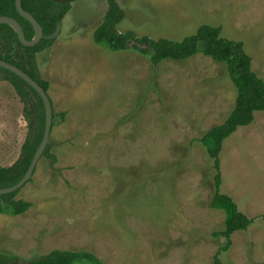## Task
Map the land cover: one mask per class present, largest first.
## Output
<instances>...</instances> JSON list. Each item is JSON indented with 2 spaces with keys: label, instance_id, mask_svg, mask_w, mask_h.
I'll return each instance as SVG.
<instances>
[{
  "label": "rangeland",
  "instance_id": "1",
  "mask_svg": "<svg viewBox=\"0 0 264 264\" xmlns=\"http://www.w3.org/2000/svg\"><path fill=\"white\" fill-rule=\"evenodd\" d=\"M117 2L121 34L179 42L202 25L220 27L222 37L243 43L264 81V0ZM106 12L105 1L74 0L59 38L36 55L53 110L66 111L67 124L58 119L51 130L55 162L42 157L16 197L29 211L0 214V252L31 259L85 250L105 264H213L226 244L213 234L225 230L226 216L211 208L213 162L200 139L230 115L236 89L226 66L201 54L155 66L138 51L98 46L93 35ZM23 111L0 74L1 167L19 158ZM235 135L222 145L221 193L253 223L232 236L220 260L264 264V111Z\"/></svg>",
  "mask_w": 264,
  "mask_h": 264
},
{
  "label": "trees",
  "instance_id": "2",
  "mask_svg": "<svg viewBox=\"0 0 264 264\" xmlns=\"http://www.w3.org/2000/svg\"><path fill=\"white\" fill-rule=\"evenodd\" d=\"M16 0H0V17L15 20L21 26L26 40L32 41L34 30L30 23L22 18L15 7ZM74 0H70L72 3ZM107 3V12L102 23L95 30L93 41L100 47L111 51L135 50L149 58L158 66L165 61L183 62L196 55H203L226 66L229 78L236 89L235 106L226 121L209 130L200 142L206 148L213 162L214 194L211 208L223 211L226 216L225 230L213 236H222L226 240L213 258V264H222L220 255L229 250L232 236L240 231H247L253 220L238 210L237 205L229 196L221 193L222 175L220 154L223 142L240 127H247L254 122V115L264 111V81L252 70V59L246 54L244 45L222 37L220 27L201 26L194 35L176 42L165 38L152 40L148 37H137L132 31L121 34L117 26L123 21L125 14L117 0H101ZM22 9L33 16L43 31L44 37L52 36L64 16L70 11L68 4L57 11V5L49 0H21ZM54 40L42 39L35 47H24L19 42L17 34L8 25H0V60L22 70L48 93L49 83L40 77L36 55L50 48ZM3 79L15 89L24 105V119L27 123V134L21 146L19 158L9 167L0 166V189L17 185L26 175L32 159L38 150L44 136L46 115L43 102L37 92L26 82L13 73L1 69ZM53 106V105H52ZM66 112L55 114L56 119H64ZM52 130V129H51ZM43 157L55 162L51 154V144H48ZM20 192V191H19ZM19 192L0 196V214L19 216L31 208V204L16 200ZM0 264H105L93 252L69 250H54L44 256L23 259L17 255L0 252Z\"/></svg>",
  "mask_w": 264,
  "mask_h": 264
},
{
  "label": "water",
  "instance_id": "3",
  "mask_svg": "<svg viewBox=\"0 0 264 264\" xmlns=\"http://www.w3.org/2000/svg\"><path fill=\"white\" fill-rule=\"evenodd\" d=\"M50 1L58 2L60 0H50ZM15 6H16V9H17L19 15L22 18H24L26 21H28V23H30V25L32 26V28L34 30L33 40L32 41L26 40L21 26L19 25V23H17L13 19L6 18V17H0V25L4 24V25L10 26L14 30V32L17 34L19 42L21 43V45H23L24 47H35L44 38L46 40H55L57 38V36L60 33V29H61L60 24H58L57 29L52 36L44 37L42 28L38 24V22L33 18L32 15H30L29 13L25 12L22 9L21 0H16ZM0 68L13 73L14 75H16L17 77L22 79L24 82H26L31 88H33L37 92V94L39 95V97L41 98V100L43 102L44 109H45V115H46V124H45V131H44L43 140H42L38 150L36 151V153L32 159V162L30 164V167H29L26 175L14 187L0 189V196H4V195H9V194L19 192L32 179L33 174H34L35 169H36V166H37L38 162L40 161V159L43 157L44 152H45V150H46V148L50 142V135H51V129H52V124H53V106H52L51 99L48 96V93L45 92L43 90V88H41L39 86V84H37L34 80H32L22 70L18 69L17 67H15L11 64H8L4 61H1V60H0Z\"/></svg>",
  "mask_w": 264,
  "mask_h": 264
},
{
  "label": "crops",
  "instance_id": "4",
  "mask_svg": "<svg viewBox=\"0 0 264 264\" xmlns=\"http://www.w3.org/2000/svg\"><path fill=\"white\" fill-rule=\"evenodd\" d=\"M65 23H66V22H65ZM202 26H203V25H202ZM66 28H67V27H66ZM66 28H65V29H66ZM199 28H200V27H199ZM199 28H198V29H199ZM198 29H197V30H198ZM65 35H66V36H69V35H70V33L67 31V29H66V31H65ZM59 36H60V35H59ZM190 36H191V35H190ZM187 37H188V36H187ZM58 38H59V37H58ZM58 38H57V39H58ZM185 38H186V37H185ZM183 39H184V38H183ZM183 39H182V40H183ZM182 40H181V41H182ZM55 47H58V46H55ZM57 50H58V48H57ZM57 50H54L53 52H48V53H51V54L53 55V58H52V64H51V65H54L53 60H55V58L58 56V51H59V50H58V51H57ZM56 51H57V52H56ZM107 51H108V50H107ZM43 53H46V52H43ZM43 53H41V54H43ZM89 90H91L92 92L89 91L88 95L91 96V93H95V90H94V89H89ZM48 92H49V90H48ZM80 93H81V91H80ZM84 94H85V92L83 91L82 94H81V98H85V97H86ZM236 96H237V93H236ZM74 97H75V96H74ZM81 98H80V99H81ZM75 101H79L80 103H83L81 100H78L76 97H75ZM235 101H236V99H235ZM51 102H52V101H51ZM52 105H53V103H52ZM68 106H69V104H68ZM234 106H235V104H234ZM70 109H71V108H70ZM233 109H234V108H233ZM65 112H66V111H65ZM63 113H64V112H63ZM257 113H259V112H257ZM255 114H256V113H255ZM57 115H59V114H57ZM66 116H67V115H66ZM66 116H65L64 119H62V120L59 119V121L62 122V124H61L62 126H64L65 124H67V123H66V122H67V121H66V118H67ZM254 117H255V115H254ZM227 118H228V117H227ZM57 120H58V117H57V119H56V122H55V125L53 126V128L56 127V124L58 123ZM225 121H226V120H225ZM225 121H224V122H225ZM224 122H223V123H224ZM71 123H72V124H70L69 127H74L75 122L73 121V122H71ZM223 123H222V124H223ZM251 125H252V124H251ZM62 126H61V127H62ZM65 126H66V125H65ZM249 126H250V125H249ZM249 126H247V127H249ZM53 128H52V129H53ZM240 128H244V127H240ZM240 128H238V129H240ZM238 129H237V130H238ZM235 133H237V131H235L230 137H231V138H232V137L237 138L236 135H235ZM230 137H228V139H229ZM207 155H208V154H207Z\"/></svg>",
  "mask_w": 264,
  "mask_h": 264
},
{
  "label": "flooded vegetation",
  "instance_id": "5",
  "mask_svg": "<svg viewBox=\"0 0 264 264\" xmlns=\"http://www.w3.org/2000/svg\"><path fill=\"white\" fill-rule=\"evenodd\" d=\"M50 1V0H49ZM16 2V1H15ZM51 2H53V1H51ZM53 3H55L58 7H57V11H60L61 10V8L62 7H64V6H66V5H68V4H71V2H70V0H60V1H58V2H53ZM16 7V6H15ZM17 10V9H16ZM18 12V11H17ZM69 13V12H68ZM67 13V14H68ZM19 14V13H18ZM67 14L64 16V18H63V20L60 22V23H58V24H60L61 25V29H60V33H59V35L62 33V25H63V21H64V19L66 18V16H67ZM58 24H57V26H58ZM57 29V28H56ZM59 35L57 36V38L59 37ZM56 38V39H57ZM55 39V40H56Z\"/></svg>",
  "mask_w": 264,
  "mask_h": 264
}]
</instances>
